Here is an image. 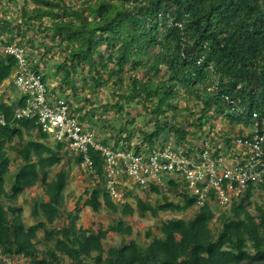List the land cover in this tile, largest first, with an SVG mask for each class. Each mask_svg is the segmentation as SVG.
Listing matches in <instances>:
<instances>
[{
  "label": "trees",
  "instance_id": "1",
  "mask_svg": "<svg viewBox=\"0 0 264 264\" xmlns=\"http://www.w3.org/2000/svg\"><path fill=\"white\" fill-rule=\"evenodd\" d=\"M31 2L33 14L26 20L38 21V29L49 31L50 38H56L54 45L67 47L68 64L62 62L55 67L62 76L57 91L65 85L77 89L68 80L77 72V61L89 71L105 66V59L112 61L108 78L121 73L126 66L144 67L147 74L154 70L162 72L164 77L156 80L132 76L129 93H117L116 100L107 104L106 108L125 116L114 137L115 147L119 145L139 154L143 147L149 148L157 140L167 141L170 132L177 143H185L184 126L167 125L160 118L167 110L175 111L172 100L177 98L186 103L195 100L193 107L199 112L193 123L196 127L208 121L211 111V116L220 114L247 124V136L252 135L254 127L260 128L264 119V0H95L81 8H70L60 0ZM44 16L49 18L50 29L43 26ZM12 27L11 22L6 24L3 20L0 29L12 31ZM27 69L46 82L39 66L29 64ZM16 71L17 60L11 55H0V87L17 76ZM101 84L98 79L94 86ZM0 95V115L5 123L0 125V258L8 259L10 264L17 260L24 264H264V186L249 182L226 209L215 213L214 208L219 206L213 191L209 192L210 202L198 205L197 196L177 190L178 183L172 177L166 183L177 200H171L167 191L151 183L145 192L156 195L154 202L135 197L132 206L113 200L104 189L102 157L90 148L92 164L87 169L94 188L80 207L76 203L75 210L89 207L97 211L104 206L112 219L105 230L100 226L97 230L91 226L81 229L76 213L61 211L68 169L50 176V170L62 161L58 153L63 146H49L47 136L36 130L34 120L14 117V110L23 105L22 95L15 101H11L14 96L3 91ZM140 98L150 104L152 127L138 131L140 140H131L129 109L119 105ZM64 99L71 114L80 113L81 118L78 102L72 104ZM83 117L89 119L88 113ZM233 138L226 136L216 141L210 146L212 155L226 152ZM101 144L107 143L101 140ZM9 150L16 151L19 163L6 189ZM72 159L80 166L83 155ZM72 162L67 160L69 166ZM38 185L43 197L31 198L34 224L26 226L21 218L22 208L16 202L21 194ZM259 192L261 203L252 202ZM252 207L254 213L250 212ZM192 208L195 210L190 218L180 217ZM163 213L169 217L162 218ZM134 215H150L158 220L145 232V242L130 236L132 227L125 218ZM62 219L64 226L52 227ZM109 233L121 239L117 246L105 249L103 241ZM2 259L0 264H7Z\"/></svg>",
  "mask_w": 264,
  "mask_h": 264
},
{
  "label": "rangeland",
  "instance_id": "2",
  "mask_svg": "<svg viewBox=\"0 0 264 264\" xmlns=\"http://www.w3.org/2000/svg\"><path fill=\"white\" fill-rule=\"evenodd\" d=\"M62 1H64V3L70 8H81L85 4L95 0H60V2ZM33 7L34 4L31 0H0V26L3 20L6 21V24L7 22H11L13 25L12 31H2L0 29V31L3 32L0 34L3 38L5 37V40L12 39V43L19 44L24 48L29 64L39 66L41 73L46 76L45 80L50 94L62 98L66 97L68 98V102H72V104H76L78 102V106L82 107L81 114L84 115L85 112H87L89 115V119L84 118L82 115L81 118H79V121L87 127H90L99 138H113V145H115V134L119 128H122L125 116L118 113L115 109L106 108L107 104L116 100L117 93H129L132 76L137 77L139 80H143L144 78L147 80H156L164 77L162 72L154 70L151 74H147L144 67L133 68L131 66H126L121 73L108 78V72L113 66L112 61L105 59V66H96L91 71L88 70L86 65L77 61V72L72 74V76L68 79L69 81L75 83L77 89L72 90L69 85H65L62 91H57V87L60 85L59 80L62 76L60 71H55V67L62 62H65V65L68 64V62L65 61L68 56V51L66 50L67 47L54 45L56 38L53 37V39H51L49 31H42V29H38V21L26 20L27 17L33 14ZM48 20V17H42L43 26L50 29L51 25ZM19 22L21 23V26L17 27L16 24H19ZM47 48H50L48 54H46ZM100 48H102L103 51L104 48L102 46ZM104 57H106L105 52ZM98 79H101L102 84L95 87L94 84ZM11 82L12 81L8 79L1 85L0 94L3 91L5 94L9 95V97H18V94L16 93L17 91L12 86ZM194 103V99H190L186 103L183 98H177L172 100V104L176 106L175 111L167 110L164 115L160 116L161 121L165 122L167 125L184 126L187 133L185 143H177L173 133L170 132L168 133L170 137L167 141L164 142L162 139L157 140L153 146L160 145L161 147L162 145L163 147L173 144L177 146L184 143L185 145H183L189 147L190 150H199L200 147L196 145L201 144L198 142L200 138L206 140L212 146L216 141H222L226 136L234 137L248 133L247 124L245 126V123H236L220 114L211 116V111L208 112V121H206L203 126L196 127L193 123L195 118H198L199 112L193 107ZM119 106L123 109H129L130 113L127 116V119L132 121L130 127L128 128L133 135L131 140H140L141 134L138 131L140 129H149L152 127V124L149 122L148 115V109L150 107L149 102L145 101L144 98H140L134 99L132 103L128 104L121 102ZM185 106H188L189 109H185ZM113 126H115L116 129ZM32 133V135H34L36 132ZM25 138H27V136H25ZM14 142H16V139H14ZM47 143L51 147L55 146L51 140ZM12 144L14 143L12 142ZM116 145H118V143ZM228 151L229 148L226 153ZM58 154L61 156L62 161L50 170L51 178L55 173L64 168L68 169L69 172L66 188L62 192V214H64L65 211L72 212L73 214L76 213L78 215L77 226L81 227V229L85 230L91 226L92 229L97 230L100 226L101 229L105 230L109 226L112 217L110 216V212L104 206L99 207L97 211H93L89 207H83L78 212L75 210L76 203H78V206L80 207L88 198L91 189L94 188V184L89 178L90 170L82 165H75L72 162V155L68 152L60 150ZM7 156L9 157L11 163L9 173L5 177L6 189H8L11 184L12 175L18 168L17 164L19 163L18 154L15 150H9ZM68 158L72 162L70 166L67 163V160H69ZM173 178L175 179L174 182L179 184L177 190H185V186L182 183L183 178L178 176H173ZM168 180L169 177H164L157 186L161 187V190L167 191V195H169L171 200H177L178 197L174 194L172 188H170L166 183ZM124 189L127 191L124 194V190H122V203H129L132 206H135V197H140L147 203L154 202L156 198L154 193H150L148 195L145 192L146 190H139L129 184L126 185ZM33 197H43V190L41 186L38 185L35 188L24 192L16 202L17 205L22 208L21 218L26 226L34 224V219L30 215L31 198ZM261 201V192H259L258 195L253 196L252 202L260 204ZM228 206L229 205L222 207L219 206V209L214 208L215 213H217L218 210L223 211ZM194 210L195 208L187 210L185 213L180 214V217L188 219L193 215ZM250 212L254 213L253 207L250 208ZM161 216L162 218L169 217L167 213H163ZM125 221L132 227V234L130 236L133 238L136 237L139 242H145V232L147 229L158 223V220L150 215H147L146 217L134 215L132 217H126ZM64 225L65 220L62 219L58 222V224L52 227L60 228ZM120 239V236L109 233L103 241L104 248L106 249L108 246L112 245L117 246ZM11 264H24V261L17 260L13 261Z\"/></svg>",
  "mask_w": 264,
  "mask_h": 264
},
{
  "label": "built area",
  "instance_id": "3",
  "mask_svg": "<svg viewBox=\"0 0 264 264\" xmlns=\"http://www.w3.org/2000/svg\"><path fill=\"white\" fill-rule=\"evenodd\" d=\"M5 41L0 34V55H11L17 60V76L10 80L24 97L23 106L15 110L16 118L34 119L41 132L63 144L69 154H82V165L92 164L89 148L100 152L103 187L113 200L122 203V190L128 184L145 189L170 176L183 178L185 191L197 196L198 205L211 201L210 191L216 205L222 207L237 198L249 182L264 186V119L260 128H253L251 136L247 133L232 137L229 151L216 156L210 151L211 144L203 139L197 145L199 150H190L183 144L152 145L135 154L132 150L107 147L70 113L64 98L51 95L40 76L27 69L29 61L24 48L16 43L4 44ZM256 117L253 113L252 118ZM2 260L10 264L8 259Z\"/></svg>",
  "mask_w": 264,
  "mask_h": 264
},
{
  "label": "clouds",
  "instance_id": "4",
  "mask_svg": "<svg viewBox=\"0 0 264 264\" xmlns=\"http://www.w3.org/2000/svg\"><path fill=\"white\" fill-rule=\"evenodd\" d=\"M16 90V89H15ZM17 92V94H18V97L21 95L20 94V92L18 91V90H16ZM17 99V97H14L11 101H15ZM24 103V102H23ZM9 104H10V101H9ZM23 106V105H22ZM22 106H20V107H22ZM20 107H17L16 109H18V108H20ZM15 109V110H16ZM15 110H14V117L16 118V116H15ZM22 119H27V118H22ZM32 120H34V119H32ZM35 121V120H34ZM5 123H4V121H3V116L2 115H0V125H4ZM35 126H36V130L37 131H39V132H41V130L40 129H37L38 128V126L36 125V123H35ZM42 134H45V133H43V132H41ZM46 136H47V141H49V140H51L54 144H55V146L56 145H62L63 147H62V151H66V152H68L66 149H65V146L63 145V144H61V143H55L47 134H45ZM101 140H105V139H102V138H99L97 141L101 144ZM106 141V140H105ZM108 141H106V143H107ZM104 146H107V147H113V148H116L114 145H113V143H111V142H108L106 145H104ZM197 146V145H196ZM69 153V152H68ZM100 153V152H99ZM70 155H72V156H74L73 154H70ZM75 157V156H74ZM81 165H82V163H81ZM82 166H84V167H86L87 168V166H85V165H82ZM89 168V167H88ZM137 189H142V190H145V189H147V188H141V187H137Z\"/></svg>",
  "mask_w": 264,
  "mask_h": 264
},
{
  "label": "bare ground",
  "instance_id": "5",
  "mask_svg": "<svg viewBox=\"0 0 264 264\" xmlns=\"http://www.w3.org/2000/svg\"><path fill=\"white\" fill-rule=\"evenodd\" d=\"M46 83V82H45ZM47 85V84H46ZM47 88H48V86H47ZM49 90V89H48ZM69 111H70V109H69ZM70 113H71V111H70ZM77 117H78V120H79V117H80V113H77V114H75ZM80 122V121H79ZM81 123V122H80ZM82 124V123H81ZM85 128H88L90 131H92L93 133H94V131L90 128V127H87L86 125H84V124H82ZM37 129H39V127L37 128ZM94 137H95V139L96 140H98L99 139V137L94 133ZM102 139H104V138H102ZM111 139H112V141H111ZM106 141H108V142H111V143H113V138H110L109 137V139H105ZM107 142V143H108Z\"/></svg>",
  "mask_w": 264,
  "mask_h": 264
}]
</instances>
